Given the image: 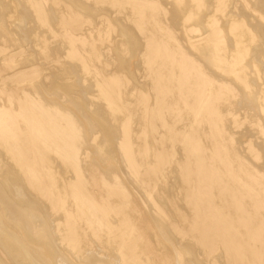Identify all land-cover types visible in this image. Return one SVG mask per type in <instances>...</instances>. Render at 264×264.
Listing matches in <instances>:
<instances>
[{
    "label": "bare ground",
    "instance_id": "bare-ground-1",
    "mask_svg": "<svg viewBox=\"0 0 264 264\" xmlns=\"http://www.w3.org/2000/svg\"><path fill=\"white\" fill-rule=\"evenodd\" d=\"M176 235L264 264V0H0V264Z\"/></svg>",
    "mask_w": 264,
    "mask_h": 264
},
{
    "label": "rangeland",
    "instance_id": "rangeland-1",
    "mask_svg": "<svg viewBox=\"0 0 264 264\" xmlns=\"http://www.w3.org/2000/svg\"><path fill=\"white\" fill-rule=\"evenodd\" d=\"M85 151V150H84ZM1 158H3V155H1ZM178 246L186 244L187 246H191L194 252V255H187L184 257L186 260V263L188 264H212L214 260H218L215 255H209V254H203L202 250L199 248L198 245L194 244V242L189 239H186L188 243L185 242L184 239H182L179 235H176L175 237ZM222 262V261H219Z\"/></svg>",
    "mask_w": 264,
    "mask_h": 264
}]
</instances>
